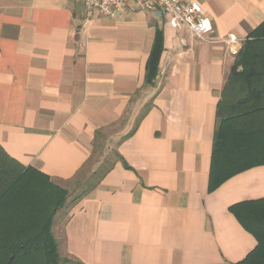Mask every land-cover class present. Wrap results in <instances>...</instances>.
Listing matches in <instances>:
<instances>
[{
  "label": "crops",
  "instance_id": "crops-1",
  "mask_svg": "<svg viewBox=\"0 0 264 264\" xmlns=\"http://www.w3.org/2000/svg\"><path fill=\"white\" fill-rule=\"evenodd\" d=\"M183 1L201 4L213 34L201 40L133 4L87 20L80 0H0L3 150L70 182L87 177L102 134L124 124L93 189L54 218L68 264H237L257 246L229 209L264 198V165L214 192L209 182L218 103L264 0ZM157 30L163 53L148 85Z\"/></svg>",
  "mask_w": 264,
  "mask_h": 264
},
{
  "label": "trees",
  "instance_id": "trees-1",
  "mask_svg": "<svg viewBox=\"0 0 264 264\" xmlns=\"http://www.w3.org/2000/svg\"><path fill=\"white\" fill-rule=\"evenodd\" d=\"M162 53L163 35L157 30L146 66L148 85L158 77ZM262 165L264 22L238 52L218 103L209 192ZM67 196L49 176L22 166L0 146V264L73 263L59 255L52 232L54 218ZM229 210L257 241L255 249L237 264H264V198L235 204Z\"/></svg>",
  "mask_w": 264,
  "mask_h": 264
},
{
  "label": "built area",
  "instance_id": "built-area-1",
  "mask_svg": "<svg viewBox=\"0 0 264 264\" xmlns=\"http://www.w3.org/2000/svg\"><path fill=\"white\" fill-rule=\"evenodd\" d=\"M87 20L99 14L111 19L117 18L130 4L135 10L159 9L168 17L169 25L177 30L188 29L195 37L204 40L214 33L213 20L207 16L197 2L183 0H80ZM226 42L235 43L231 36Z\"/></svg>",
  "mask_w": 264,
  "mask_h": 264
},
{
  "label": "rangeland",
  "instance_id": "rangeland-1",
  "mask_svg": "<svg viewBox=\"0 0 264 264\" xmlns=\"http://www.w3.org/2000/svg\"><path fill=\"white\" fill-rule=\"evenodd\" d=\"M124 124L120 123L116 128L107 130L98 139L94 154L86 169L85 179H76L70 182H55L59 187L67 191V201L62 211L69 203H73L81 199L85 193L89 191L105 172L109 164L114 160V152L118 143L121 128ZM81 180V181H79Z\"/></svg>",
  "mask_w": 264,
  "mask_h": 264
}]
</instances>
